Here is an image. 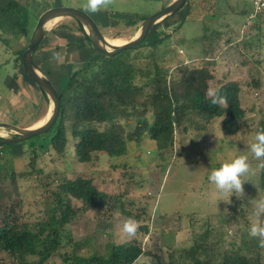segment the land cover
Instances as JSON below:
<instances>
[{
	"label": "rangeland",
	"instance_id": "1",
	"mask_svg": "<svg viewBox=\"0 0 264 264\" xmlns=\"http://www.w3.org/2000/svg\"><path fill=\"white\" fill-rule=\"evenodd\" d=\"M170 1L113 0L107 9L88 13L110 40L125 42L137 35L141 24L112 27L111 18L122 22L126 15H151ZM215 2L204 5L196 0L193 15H200L201 10L203 15L190 16L180 27L188 3L178 14L161 22L162 37L170 36L162 44L157 61L169 71L181 63L204 61L215 75L210 88L230 79L239 80L241 101L247 109L241 131L235 137H225L222 117L206 122L194 115L193 123L176 127L174 146L162 153L145 134L139 140L129 141L124 154L111 156L101 152L88 163L77 160L73 138L67 155L58 154L50 142L53 133L5 143L4 159L15 176L0 183V222L2 211L13 205L21 218L39 221L53 206L51 191L59 183L77 177L93 178L97 187L113 195V199L103 208L79 211L66 227L72 240L61 248L62 254L72 251L76 242L80 243L79 253L89 254L103 253L108 243L136 239L151 254L141 255L134 264H190L191 259L181 260L180 256L195 242L204 243L200 259L221 260L224 252L237 247L243 253L259 255L264 262L259 239L249 235V228L257 219L249 201L264 198L260 171L245 182V199L232 195L230 203L223 201L227 197L219 196L208 180L211 169L237 155L247 154L254 170L258 164L248 146L264 119V16L250 18L252 0H221L219 7L210 8ZM85 3L86 0H30V37L45 8L84 9ZM207 29L209 36H205ZM44 40L36 52L38 65L57 84L60 77L102 54L91 47L72 17L48 23ZM28 44L26 37L15 38L10 46L0 40V122L22 127L39 125L38 121L45 120L53 107L51 99L27 74L21 55L15 53ZM152 60L142 58L137 63L146 70L153 67ZM255 81H260L259 87L254 85ZM148 119L152 122L151 114ZM122 124L130 130L135 121L125 119ZM14 135L0 129L1 137ZM72 202L75 207H84L78 199L73 198ZM129 217L139 223L132 238L121 231L122 222ZM259 219L264 221V216ZM142 226L149 231L145 232ZM43 264H65L64 257L56 254Z\"/></svg>",
	"mask_w": 264,
	"mask_h": 264
},
{
	"label": "trees",
	"instance_id": "2",
	"mask_svg": "<svg viewBox=\"0 0 264 264\" xmlns=\"http://www.w3.org/2000/svg\"><path fill=\"white\" fill-rule=\"evenodd\" d=\"M29 1L0 0V40L7 46L15 38L26 37L30 41ZM195 1H187L188 8L179 27L195 15L192 9ZM208 1L211 0H201V3L205 5ZM215 1L210 8L219 7L221 0ZM198 13L200 15L195 16L203 15L202 10ZM149 16L138 14L122 22L111 18L109 26H134L142 24ZM73 19L90 43L84 26ZM161 22L140 46L111 57L101 54L99 59L84 61L78 69L60 77L58 84L52 80L61 93L62 114L54 128L46 134L53 133L50 142L58 154L67 155L70 139L73 138L77 160L88 163L101 152L111 156L124 154L129 141L139 140L145 134L155 141L157 150L162 153L174 146L176 127L193 123L194 115L206 122L222 117L221 128L225 137H235L241 131L247 109L241 101L240 81L230 79L217 87L220 94L227 97L226 108L212 105L206 93L215 75L208 64L204 61L200 64L181 63L169 71L157 61L162 44L170 36L162 37ZM208 31L205 36H209ZM27 46L15 50L21 55V61ZM41 47L42 44L34 52L38 64L36 52ZM145 47L147 51L143 50ZM142 58H152L153 67L144 70L139 66L137 61ZM259 82L255 81L254 85L259 87ZM150 114L152 122L148 119ZM130 118L134 119L135 125L129 130L122 120ZM260 128H264V119L257 130ZM4 145L0 143V183L15 176L4 159ZM33 160H36V155ZM260 187L264 189V171H260ZM51 194L54 204L47 209L46 217L39 221L30 222L23 216L21 218L15 205L2 211L0 264H43L56 254L63 255L65 264H134L141 255L150 253L136 239H132L119 244L108 243L103 253L94 251L89 254L79 253L80 243L76 242L72 251L62 254L61 248L72 240L66 227L75 220L79 211L103 208L111 203L113 195L100 190L93 178L86 177L66 179ZM73 198L82 201L84 207H75ZM141 228L149 231L146 226ZM204 249L203 242H195L183 250L181 260L191 259L190 264H264L259 255L243 253L237 247L224 252L221 260L210 257L200 259L199 253ZM31 256L36 259L31 260Z\"/></svg>",
	"mask_w": 264,
	"mask_h": 264
},
{
	"label": "water",
	"instance_id": "3",
	"mask_svg": "<svg viewBox=\"0 0 264 264\" xmlns=\"http://www.w3.org/2000/svg\"><path fill=\"white\" fill-rule=\"evenodd\" d=\"M188 0H171L167 5L147 17L141 24L140 33L132 39L116 44L110 40L96 20L84 9L70 6H53L45 8L39 15L37 24L30 37L28 47L22 54V62L28 75L46 93L53 103L52 114L43 123L35 126L22 127L11 123L0 122V129L15 134L13 137H1L0 143H15L42 135L52 130L62 114V97L52 79L41 69L34 59V52L43 43L48 32V23L62 17H72L85 28L91 45L105 56L111 57L126 49L136 48L143 44L158 23L168 15L182 10Z\"/></svg>",
	"mask_w": 264,
	"mask_h": 264
},
{
	"label": "clouds",
	"instance_id": "4",
	"mask_svg": "<svg viewBox=\"0 0 264 264\" xmlns=\"http://www.w3.org/2000/svg\"><path fill=\"white\" fill-rule=\"evenodd\" d=\"M113 0H86L84 11L96 13L107 9ZM206 95L210 98L211 104L214 106H228L226 96L220 94L218 88H209ZM248 151L252 154V159L258 161L254 170L247 154L234 156L229 160H225L219 167L211 169L208 180L214 185L216 192L221 197H227L223 200L230 203V197L235 195L238 199H245V182L250 181L249 177L255 171H264V128H260L254 135L252 142L248 146ZM254 208V216L257 218L249 228V235L259 239V246L264 248V221L259 218L264 216V198L252 199L249 201ZM139 229V223L134 218H126L122 222L121 231L128 237L132 238Z\"/></svg>",
	"mask_w": 264,
	"mask_h": 264
},
{
	"label": "built area",
	"instance_id": "5",
	"mask_svg": "<svg viewBox=\"0 0 264 264\" xmlns=\"http://www.w3.org/2000/svg\"><path fill=\"white\" fill-rule=\"evenodd\" d=\"M253 11L250 14V18L264 15V0H252Z\"/></svg>",
	"mask_w": 264,
	"mask_h": 264
},
{
	"label": "bare ground",
	"instance_id": "6",
	"mask_svg": "<svg viewBox=\"0 0 264 264\" xmlns=\"http://www.w3.org/2000/svg\"><path fill=\"white\" fill-rule=\"evenodd\" d=\"M50 24V23H49ZM141 31H139L137 34H139ZM131 39V38H130ZM128 40V39H127ZM116 44H119V43H123V42H121V40L120 39H118L117 40V42L116 41H114ZM53 110V109H52ZM52 110L49 112V114H48V116H47V118L44 120V119H41L40 121H38V124H41V123H43V122H45L49 117H50V115L52 114Z\"/></svg>",
	"mask_w": 264,
	"mask_h": 264
},
{
	"label": "crops",
	"instance_id": "7",
	"mask_svg": "<svg viewBox=\"0 0 264 264\" xmlns=\"http://www.w3.org/2000/svg\"><path fill=\"white\" fill-rule=\"evenodd\" d=\"M236 1V0H235ZM113 15V14H112ZM127 17H129L128 15H126V16H122V18L123 19H125V18H127ZM121 19V18H120ZM107 26H108V24H107ZM44 42H45V40L43 41V43H42V46H43V44H44ZM90 44H91V42H90ZM91 47H92V45H91ZM93 48V47H92ZM94 49V48H93ZM96 50V49H95ZM37 56V55H36ZM36 59H37V57H36Z\"/></svg>",
	"mask_w": 264,
	"mask_h": 264
}]
</instances>
